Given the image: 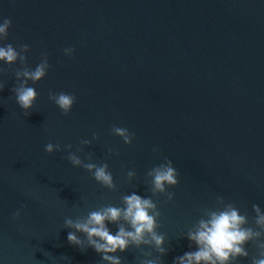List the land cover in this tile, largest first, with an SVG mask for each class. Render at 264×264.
I'll list each match as a JSON object with an SVG mask.
<instances>
[{
	"label": "water",
	"instance_id": "obj_1",
	"mask_svg": "<svg viewBox=\"0 0 264 264\" xmlns=\"http://www.w3.org/2000/svg\"><path fill=\"white\" fill-rule=\"evenodd\" d=\"M3 18L12 20L4 43L30 45L33 69L46 52L52 67L29 81L39 95L26 116L11 91L22 65L0 61V264H106L93 248L68 242L65 217L120 206L133 191L151 196L146 173L165 157L179 183L167 189L173 200L152 197L169 249L162 264L194 250L182 236L200 209L218 206L217 196L250 222L253 204L264 210V0H0ZM50 91L75 95L68 115ZM113 125L135 133L132 144ZM49 142L63 151L47 153ZM77 147L82 159L91 152L92 162L108 163L116 191L65 158ZM110 147L119 155H108ZM129 170L137 173L130 182ZM246 247L239 264L256 252ZM116 255L122 264L145 258L134 246Z\"/></svg>",
	"mask_w": 264,
	"mask_h": 264
},
{
	"label": "clouds",
	"instance_id": "obj_2",
	"mask_svg": "<svg viewBox=\"0 0 264 264\" xmlns=\"http://www.w3.org/2000/svg\"><path fill=\"white\" fill-rule=\"evenodd\" d=\"M12 25L10 18H3L0 22V61L9 67L19 62L22 67L14 70L15 85L11 89L15 96V101L26 116L30 115L38 92L34 87L28 86L29 81L33 84L43 79L48 70L52 67L49 63L48 54L41 53L40 62L33 69L28 66L27 53L30 45L21 44L19 48L12 43L5 44L8 39L9 28ZM64 54L71 56L74 49L67 47ZM6 75V70L0 67V76ZM6 82L0 81V91L4 89ZM48 98L55 103L64 115H68L76 97L74 94L65 92H49ZM6 100L0 97V104ZM111 132L113 135L122 138L125 144H132L135 133L130 132L125 127L113 125ZM97 133L92 134V140H98ZM92 140L83 139L80 144L91 145ZM45 151L49 154L54 151H63L59 143H47ZM73 145H65L64 148L72 149ZM159 149L154 147L153 151ZM83 147H77L75 151H68L65 157L74 167H80L91 173L93 179L102 187L116 191L118 186L114 181L113 174L109 171V165L95 163L93 153L86 154V160L77 153L83 152ZM119 152L113 148H108L107 153ZM87 161V162H86ZM130 182L136 177L134 170L126 173ZM179 172L173 165V161L164 158V162L155 165L146 173L145 184L148 186L151 196H141L136 192L123 194L121 205L114 206L106 204L88 211L86 215H79L75 219L65 217L64 225L73 231L67 234L70 244L78 246L81 251L86 247L93 248L101 255V260L106 264H122L117 252H125L129 247L141 250L143 259L139 264H162V257L169 251L165 247L166 234L157 231L162 227L160 223L161 211L159 200H153V196L164 194L167 200H173L175 193L167 189L179 183ZM217 207H204L200 209V218L182 236L187 238L189 250L183 255L177 256L173 264H239V258H247L250 252L248 244H252L256 249L255 254H251L250 264H264V210L258 204L252 205L255 213L250 222L247 212L241 214L240 208L234 202L226 201L222 196L216 197ZM23 207V205H22ZM20 210L13 213V218L20 216ZM109 224L117 226L118 231L113 234L108 227ZM78 233L83 234V239ZM142 246H148L147 251ZM153 250L158 253L153 257ZM151 257V258H149Z\"/></svg>",
	"mask_w": 264,
	"mask_h": 264
}]
</instances>
